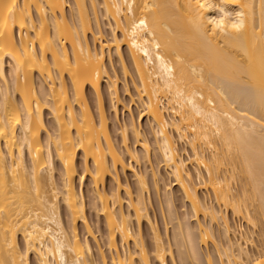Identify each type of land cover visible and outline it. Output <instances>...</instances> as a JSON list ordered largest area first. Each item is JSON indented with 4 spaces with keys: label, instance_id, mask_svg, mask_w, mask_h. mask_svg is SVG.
I'll return each mask as SVG.
<instances>
[{
    "label": "bare ground",
    "instance_id": "6f19581e",
    "mask_svg": "<svg viewBox=\"0 0 264 264\" xmlns=\"http://www.w3.org/2000/svg\"><path fill=\"white\" fill-rule=\"evenodd\" d=\"M72 1L67 15L68 0H0V264H31L32 258L35 264H108L77 188L76 181L83 184L88 177L104 217L111 264H151L122 196L126 192L140 225L148 218V187L126 162V156L138 160L127 145L128 133L148 159L151 145L132 124L122 131L120 150L103 102L104 81L111 99L120 100L106 59L114 51L128 76L124 50L156 149L196 222L197 235L179 224L181 240L176 242L185 246L192 263L200 244L207 247L214 237L213 226L200 221L209 218L212 224L221 221L225 243L215 246L220 262L208 254L207 264H264V0H228L226 10L244 15L246 27L238 35H221L210 22L218 11L209 6L223 0ZM102 19L109 27L107 39ZM36 74L47 97L38 92ZM88 90L95 95L96 114ZM177 141L191 148L194 172L178 154ZM119 169L132 170L137 178L136 198L123 185ZM108 178L115 183L110 191ZM153 178L157 183V173ZM200 187L212 191L218 210L201 199ZM229 210L259 228L255 254L247 249L255 241L242 228H233ZM131 243L136 250L131 251ZM171 248L155 235L153 255L159 264H168V256L174 261Z\"/></svg>",
    "mask_w": 264,
    "mask_h": 264
},
{
    "label": "rangeland",
    "instance_id": "374dc122",
    "mask_svg": "<svg viewBox=\"0 0 264 264\" xmlns=\"http://www.w3.org/2000/svg\"><path fill=\"white\" fill-rule=\"evenodd\" d=\"M68 1H69V5L66 9V12L67 15H70L74 3L72 0H68ZM88 12L90 14L93 28L95 30L97 25L95 22L93 12H91V10H89ZM106 23L107 22L103 19L100 21L101 28L103 29V33H104L103 38L105 39L109 38L108 36L109 32L107 31L109 27L107 26ZM89 39L92 42L91 35H89ZM124 52H125V62L129 70L128 76H124L122 72L121 62L119 61L118 57L115 55L114 51H112L111 57L107 56L106 59V67L109 76L113 79L115 78L117 79L116 86L119 93L118 94L120 99L119 102H116L115 100L113 101V99H111V95L107 87V83L105 81L103 82L102 92H103L104 106L108 116L109 131L115 145L120 150L123 149L124 145L122 141V131L125 127L127 126L129 127L132 124H135V126L142 132L143 139H146L151 145L149 159H148V156H146L145 151L141 146V143L136 141L131 131L128 133L127 145L133 152L136 153V155L138 156V160L131 161L126 156L127 159L126 162L128 164H131L132 170L135 173L145 178L148 187V191L145 193L148 218L147 219L144 218L141 221L140 225L136 222L134 218L133 210H131L128 207L127 204L128 196L126 192L124 191L122 192V196L124 198L123 209L127 214L131 216L132 230L137 235L138 240H142L143 243L146 245V248L149 251L151 264H159L154 259V255H153L155 235H159L163 240V242L166 244V246L168 244L171 245L172 247L171 249L173 250L175 259L173 261L168 256V264H207L206 256L208 254L211 255L215 263L220 262L219 257L215 251V246L224 245L225 243V239L222 236L223 227L221 225V221L215 223L213 222L212 224L210 223V220H208L209 218L207 219L201 217L200 221L204 225L213 226L214 237L210 236L211 237L210 242L207 247H204L201 244L198 247V249L196 247L197 259H195L194 257L193 260L194 259L195 260L194 261L192 260V263L191 260L186 257L185 255L186 253L184 254V252L187 251L185 246L183 248L181 245H179L180 243L176 242V239L177 241L181 240L180 236L177 235L178 233L177 229H179L178 225L181 224V226L182 227L184 226V228L185 226L186 227L190 226V228L193 229L192 232H194L197 235L198 231L196 230V225H195L196 222L194 217L192 216L188 201L185 199L180 188L176 185V182L174 181L173 177L170 175L169 171L165 166V163L161 160L158 150L156 149L154 137L152 136L149 127V120L145 116V113L143 112V108L141 107V103L138 98V80L130 65L129 59L126 56V51L124 50ZM6 68L8 72L9 70L8 64ZM35 82L40 96L47 97L48 94L47 87L44 83L40 81L38 74H36L35 76ZM0 85L1 86L4 85L2 81H0ZM87 98L93 113L96 114L97 108H96V100L94 93L88 90ZM48 112L49 111L45 112V120H46V124L48 125L47 127L51 132L53 131L54 126L52 119L50 117L51 115ZM171 134L174 135L173 132H171ZM176 147L180 157L188 163V169L194 172L195 167H193V165L195 164L190 163L192 152L190 150L191 148L189 147V145L185 142L183 143L181 141H177ZM56 160H55V168H56L55 179L57 180L56 182L59 185L60 164ZM77 167L79 169V173H82L83 163L80 155L77 158ZM132 170L131 171L128 170L127 172L124 173L122 169H119L118 174L123 185L128 190H130L133 198H136L138 193V183H137V178L133 174ZM153 173H157V180H158L157 183L153 178ZM78 181H76L77 188L79 193H81V195H83L84 198L86 215L89 226L91 230H93L94 236L96 237L98 243L102 247V251L107 257L108 264H111L110 255L108 253L107 247L105 246L106 233H105L104 217L102 216V213L98 208V201L97 199H95L91 191L90 178L88 177L87 180H85V183L83 184H80V182ZM195 182L199 184V181L197 179H195ZM114 186H115L114 181L111 178H108L106 182V190L110 191L114 188ZM208 189L209 188L206 189L205 187H200L198 189L199 196L201 197L202 200L209 203L210 205H213L215 209L218 210V206L214 200L212 191ZM60 211L64 225L67 226L68 217L66 215V210L64 205L62 204V201L60 204ZM226 214L230 219V223L233 226V228H235V230L238 228L237 231L239 232V228H242V230L245 231V233L247 232L249 233L248 234L249 236L251 235V238H253V240L255 241L254 246L249 245L247 246V249L252 254H255L257 250L260 249L259 228L258 227L257 229L252 228V226L246 224L247 222L245 219L241 217H234V215L230 210L227 211ZM81 225L82 223H79L78 230L80 235L81 236L83 235L82 237H85L86 230L84 229V226ZM19 242L22 245V241L20 240ZM90 243L93 248L94 257L98 262L99 251L95 245L96 243L91 239H90ZM130 249L131 251L136 250L134 243L130 244ZM31 264H35L33 258L31 259Z\"/></svg>",
    "mask_w": 264,
    "mask_h": 264
},
{
    "label": "clouds",
    "instance_id": "9594fccd",
    "mask_svg": "<svg viewBox=\"0 0 264 264\" xmlns=\"http://www.w3.org/2000/svg\"><path fill=\"white\" fill-rule=\"evenodd\" d=\"M228 0H223L221 4L210 5L211 9L218 11V16L211 18L210 22L215 30L221 35H238L246 27V22L242 12H231L226 10V3Z\"/></svg>",
    "mask_w": 264,
    "mask_h": 264
}]
</instances>
